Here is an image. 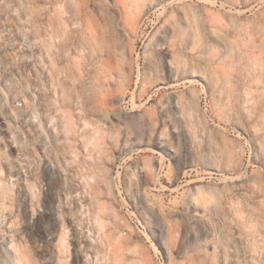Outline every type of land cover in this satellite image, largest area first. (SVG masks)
Segmentation results:
<instances>
[{"label":"rangeland","instance_id":"374dc122","mask_svg":"<svg viewBox=\"0 0 264 264\" xmlns=\"http://www.w3.org/2000/svg\"><path fill=\"white\" fill-rule=\"evenodd\" d=\"M0 264H264V0H0Z\"/></svg>","mask_w":264,"mask_h":264},{"label":"bare ground","instance_id":"6f19581e","mask_svg":"<svg viewBox=\"0 0 264 264\" xmlns=\"http://www.w3.org/2000/svg\"><path fill=\"white\" fill-rule=\"evenodd\" d=\"M6 245V244H5ZM4 248V247H3ZM12 248V247H11ZM9 250V249H8Z\"/></svg>","mask_w":264,"mask_h":264}]
</instances>
